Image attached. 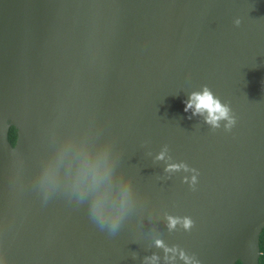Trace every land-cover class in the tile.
<instances>
[{
    "label": "water",
    "instance_id": "1",
    "mask_svg": "<svg viewBox=\"0 0 264 264\" xmlns=\"http://www.w3.org/2000/svg\"><path fill=\"white\" fill-rule=\"evenodd\" d=\"M263 230L264 0H0V264H260Z\"/></svg>",
    "mask_w": 264,
    "mask_h": 264
},
{
    "label": "clouds",
    "instance_id": "2",
    "mask_svg": "<svg viewBox=\"0 0 264 264\" xmlns=\"http://www.w3.org/2000/svg\"><path fill=\"white\" fill-rule=\"evenodd\" d=\"M237 25H239V21H236ZM185 112L189 111L193 107H195V111L193 112V115L196 114H202L203 112L207 111L208 118L207 122L214 127H219V121L222 119H226L229 121L228 125H226L227 128H231L235 124V120L230 118L229 116V109L222 105L218 99H215L211 91L205 86L203 93H193L189 100L186 102ZM164 154L161 153V155L158 157V159H163ZM185 170H187V165L183 166ZM181 165H169L168 171H178L180 170ZM195 171V170H193ZM99 170L98 168L94 171V179H99ZM196 176L192 177V183H196ZM185 181L187 182V177L185 178ZM96 208H100V201L98 200L96 205ZM103 215V213H101ZM179 222L177 218L169 217V227L174 228L176 224ZM183 224L185 229H190L193 225V222L190 218L185 217L183 218ZM112 231L114 232L116 229V224L113 223L111 225ZM157 246L164 247V244L162 241H157ZM167 250V249H166ZM155 259V257L153 258ZM181 259L185 260V264H189L188 258L181 253Z\"/></svg>",
    "mask_w": 264,
    "mask_h": 264
},
{
    "label": "trees",
    "instance_id": "3",
    "mask_svg": "<svg viewBox=\"0 0 264 264\" xmlns=\"http://www.w3.org/2000/svg\"><path fill=\"white\" fill-rule=\"evenodd\" d=\"M17 137H18L17 130L14 126H12L9 131V140L13 145H15L17 141ZM260 248H261L260 264H264V230L260 237ZM237 264H242V263L238 262Z\"/></svg>",
    "mask_w": 264,
    "mask_h": 264
}]
</instances>
